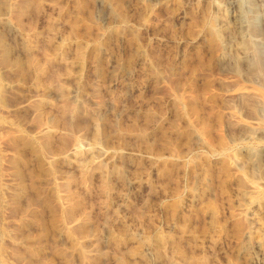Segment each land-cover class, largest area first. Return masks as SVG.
Here are the masks:
<instances>
[{
  "label": "rangeland",
  "instance_id": "1",
  "mask_svg": "<svg viewBox=\"0 0 264 264\" xmlns=\"http://www.w3.org/2000/svg\"><path fill=\"white\" fill-rule=\"evenodd\" d=\"M263 237L264 0H0V264H264Z\"/></svg>",
  "mask_w": 264,
  "mask_h": 264
},
{
  "label": "bare ground",
  "instance_id": "2",
  "mask_svg": "<svg viewBox=\"0 0 264 264\" xmlns=\"http://www.w3.org/2000/svg\"><path fill=\"white\" fill-rule=\"evenodd\" d=\"M103 5V4H102ZM107 9V8H106ZM109 9V8H108ZM238 156H235L234 157V159H232L233 160V165L234 166H236V167H242V168H246L247 166H248V164L247 163H249V162H243L244 160H240V158H237ZM249 159V158H248ZM251 161V160H250ZM244 166H246V167H244ZM248 168L250 169V167L248 166ZM254 190H255V187L253 186V187H251L250 188V190L248 191V193L245 195V200H246V202H249V200H250V198H251V194L254 192ZM259 242H258V244H259V246L260 245H263L264 244V237L262 238V239H260V240H258Z\"/></svg>",
  "mask_w": 264,
  "mask_h": 264
}]
</instances>
